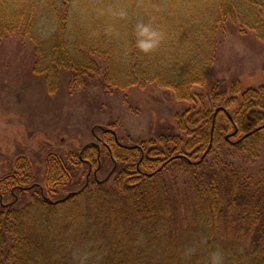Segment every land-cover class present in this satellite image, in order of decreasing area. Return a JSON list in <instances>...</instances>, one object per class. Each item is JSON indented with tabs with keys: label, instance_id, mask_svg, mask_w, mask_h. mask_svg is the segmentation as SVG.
<instances>
[{
	"label": "trees",
	"instance_id": "trees-1",
	"mask_svg": "<svg viewBox=\"0 0 264 264\" xmlns=\"http://www.w3.org/2000/svg\"><path fill=\"white\" fill-rule=\"evenodd\" d=\"M121 6L129 12L126 20L99 15L101 8ZM150 15L168 36L159 50L146 56L135 49L132 31L138 20ZM109 25L121 35L107 32ZM226 25L264 41V0H0V43L11 36L29 40L31 71L43 78L51 94L67 75L78 88L94 80L118 91L156 84L177 101L189 103L192 89L210 77L217 38ZM217 90L214 86L210 94L224 93ZM231 93L239 91L233 87ZM212 116L199 111L196 123L201 125L192 133L179 121L181 131L195 139L186 142L184 151L194 147L202 156L212 153L224 122L230 128L226 136L236 134L223 138L226 149L219 144L215 160L204 159L202 176L193 153L183 155L180 142H171L179 154L165 166L177 160L189 172L187 185L175 192L157 179L160 166L151 176L136 174L128 180L119 171L108 190L95 177L60 197L67 184L78 183L83 166L87 173L97 169L98 174L100 148L112 160L120 152L134 154L135 149L120 146L112 132L102 133L109 140L99 137L100 144L85 146L66 159L50 155L41 187L38 180L30 183L23 166L17 168L0 184L2 198L9 188L20 194L35 188L38 193L23 208L11 202L0 209V264H207L217 248L224 251L227 264H264V177L252 180L236 162H254L264 149V127L258 129L264 125V86L242 93L232 116L218 110L211 131ZM237 136L238 142L229 144ZM147 153L141 155L139 167L150 171L157 161ZM231 206L240 216L226 212ZM189 224L196 228L195 235ZM188 248L196 249L191 258L184 256Z\"/></svg>",
	"mask_w": 264,
	"mask_h": 264
},
{
	"label": "rangeland",
	"instance_id": "rangeland-1",
	"mask_svg": "<svg viewBox=\"0 0 264 264\" xmlns=\"http://www.w3.org/2000/svg\"><path fill=\"white\" fill-rule=\"evenodd\" d=\"M217 39L210 77L203 86L192 89L194 97L189 103L177 101L170 90L156 84L118 91L106 89L100 81L94 80L78 88L71 85L67 75L60 77L57 91L51 94L45 89L43 78L31 71L32 43L14 36L4 40L0 43V184L6 183L17 168L23 166V174L29 177L30 183L38 180L41 187L48 167L45 160L50 155L66 159L85 146L97 144V138L106 136L103 132L114 133L117 143L135 149L133 155L120 152L112 160L110 154L100 148V169L95 180L104 182L103 189L112 187L119 171L123 170L124 180H128L136 174L150 175L160 166L163 170L156 176L163 187L172 188L174 192L177 187L182 188L189 179L188 169L181 167L177 160L165 166L179 154L171 143L176 139L183 155L193 153L192 160L199 163L197 172L202 176L204 159L207 163L215 160L221 143L222 149H226L223 138L230 128L226 122L220 124L218 144L212 145V153L206 151L202 159V153H194V147L188 152L183 150L187 141L195 139L181 131L179 121H184L185 129L192 133L201 125L200 121L196 123L199 111H209L212 116L215 109L223 108L232 116L241 105L242 93L264 86V41L253 33L243 35L231 25H226ZM214 86L218 88L216 92L224 93L211 95ZM233 87L238 89V94L231 93ZM252 111L259 113L260 110L253 108ZM239 138L228 142L234 144ZM111 143L114 144L112 140ZM147 152L153 153V160L157 161L150 171L139 167L141 155L147 156ZM236 162L252 180L264 177V149L254 162L240 159ZM79 170L78 183L70 187L67 184L60 197L94 181L92 172L87 176L84 166ZM47 192L51 196L49 189ZM35 193L38 189L20 194L17 189L9 188L2 198L0 192V209L11 202L23 208ZM239 211L234 206L226 210L235 215H239ZM188 229L195 235L193 224H189ZM189 240L193 241L191 237Z\"/></svg>",
	"mask_w": 264,
	"mask_h": 264
},
{
	"label": "clouds",
	"instance_id": "clouds-1",
	"mask_svg": "<svg viewBox=\"0 0 264 264\" xmlns=\"http://www.w3.org/2000/svg\"><path fill=\"white\" fill-rule=\"evenodd\" d=\"M99 15L110 16L112 18H118L120 20H126L129 16V12L126 7H108L107 9H99ZM110 34L120 36L121 34L116 32L112 25L106 29ZM132 35L135 40V49L143 55H151L160 49L163 42L167 39L166 30L156 23L154 16H149L147 20H138L132 31ZM195 248H188L184 252L186 258H191L195 254ZM207 264H227L225 253L222 249L217 248L212 251Z\"/></svg>",
	"mask_w": 264,
	"mask_h": 264
},
{
	"label": "water",
	"instance_id": "water-1",
	"mask_svg": "<svg viewBox=\"0 0 264 264\" xmlns=\"http://www.w3.org/2000/svg\"><path fill=\"white\" fill-rule=\"evenodd\" d=\"M221 109H222V108H217V109L215 110L213 116H212V128H211V131L213 130L215 114L217 113L218 110H221ZM263 127H264V125L261 126V127H259L258 129H261V128H263ZM251 133H252V132H251ZM251 133L246 134L243 138H247ZM234 134H236V131H234L231 135L226 136L225 139L228 140V138L231 137V136L234 135ZM203 157H204V156H202V159H203ZM166 163H167V162H166ZM166 163H165V164H166ZM165 164H164V165H165ZM158 171H159V170H158ZM147 176H151V174H150V175H147ZM98 182H99V181H98ZM99 183H100V182H99ZM75 194H76V193H73V195H75ZM70 195H71V194H70ZM70 195H67V196L64 198V200H66Z\"/></svg>",
	"mask_w": 264,
	"mask_h": 264
},
{
	"label": "flooded vegetation",
	"instance_id": "flooded-vegetation-1",
	"mask_svg": "<svg viewBox=\"0 0 264 264\" xmlns=\"http://www.w3.org/2000/svg\"><path fill=\"white\" fill-rule=\"evenodd\" d=\"M96 142H98L99 144H100V142H101V139L100 138H97L96 139ZM96 147H97V151L99 152V147L96 145ZM91 174V169H89V172H88V176ZM92 175H93V177L95 178L96 177V175H97V169L94 171V172H92Z\"/></svg>",
	"mask_w": 264,
	"mask_h": 264
}]
</instances>
